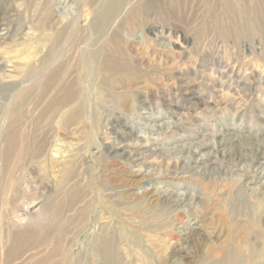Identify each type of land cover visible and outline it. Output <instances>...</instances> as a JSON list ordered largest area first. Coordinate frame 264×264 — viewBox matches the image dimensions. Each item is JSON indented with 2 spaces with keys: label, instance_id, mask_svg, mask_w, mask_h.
Here are the masks:
<instances>
[{
  "label": "rangeland",
  "instance_id": "1",
  "mask_svg": "<svg viewBox=\"0 0 264 264\" xmlns=\"http://www.w3.org/2000/svg\"><path fill=\"white\" fill-rule=\"evenodd\" d=\"M133 1L147 8L129 25L122 0L109 23L107 0H0V238L6 251L18 228L40 231L0 264H103V248L107 264H264V0ZM73 23L82 120L31 88L14 124L29 66ZM115 33L125 70L102 79L80 49ZM17 126L23 153L3 179ZM162 189L190 203L152 197Z\"/></svg>",
  "mask_w": 264,
  "mask_h": 264
},
{
  "label": "bare ground",
  "instance_id": "2",
  "mask_svg": "<svg viewBox=\"0 0 264 264\" xmlns=\"http://www.w3.org/2000/svg\"><path fill=\"white\" fill-rule=\"evenodd\" d=\"M118 1L119 0H107V2L105 3V6L101 10L102 23L104 21H106V23H109L113 19V16H115L113 15V12H112L113 10H114V13H117L119 11L118 9L121 8V5L119 8H117ZM122 1H123L122 6L123 4H126L127 2L132 3V7L130 9H125V11L127 10L125 21L129 25H133L137 16H139L142 10L146 9L147 6L145 5L139 8L135 6L136 1H133V0H122ZM52 21L54 22L55 19H52ZM72 25H73V29L72 27H70L71 24H69L67 27L61 30H58L55 33V36L52 37V41H51L52 44H50V46H48L47 49H45L43 52L44 58L42 62H40L39 71L36 69V67L32 65L29 66L31 68L27 73L28 75H31V77L30 79H28L27 85H25V87L23 85V88L26 89L28 86L30 85L31 86L27 92L23 91V93L20 94V91H19L16 94L14 100L12 101L14 105V109H15L14 112L12 113L14 124L19 125L21 122V119H22L21 116L23 114H21L22 111L20 110H21V107H23L25 103V98L27 99L28 96L33 94L31 93L32 91L31 88H37L39 90L38 94H40L38 97L41 100H45V103L49 102L48 104L49 106H47V108L50 111L55 110L58 106L60 105L62 106L63 104L66 106H70L73 103L74 99L76 98L77 96V93L75 90L76 83H75V80L72 74L74 72V66L77 62V58L70 52L71 49H68V48L74 47L76 45L75 50H78L77 49L78 33H77V28H75L74 26L75 24L73 23ZM121 25L122 23L119 26L121 27ZM119 42H120V38L115 33L113 35L111 34L108 38H106L103 48L100 50L98 49L96 52H94L96 50V47L94 45L93 47H91V49L89 48L80 49L81 57L84 58L86 56L89 59L88 61L90 62L89 66L90 65L95 66L94 70L96 74L98 75L97 77L99 78L101 77L102 79L103 78L110 79V78H113L116 74H118V72L125 70L122 67L117 66L118 67L117 68L116 65L114 64L115 60L113 58L114 56L112 54V51L113 50L114 52L117 51V48L115 47H117ZM89 66L88 65L84 66V69H86V67L88 68ZM32 73H34V76H32ZM19 98H23V99L21 100ZM40 107H41L40 105L37 106L36 110H38ZM68 113L69 115H67V118H66L67 122H72L75 120H82L83 108L82 107L80 108L79 105L76 107L72 106L70 112ZM19 131H20V126H17L16 130L13 131L11 135H9L5 141L4 152L2 155V168H1V173H2L1 178L3 179L5 176L4 172L7 169L11 170L12 165H14V163L17 161V159H19L20 155H22L23 153L22 151L23 149L21 148L22 144L20 142L21 131L20 133ZM37 144L36 146L40 148L41 144L39 143ZM117 148H118L117 146L116 147L113 146V147H110V150L111 152H113L117 150ZM138 173L140 172L138 171ZM147 181L150 182L151 180L147 179ZM150 188L151 187L147 189H150ZM151 193H153L152 197L154 196H167L170 198L175 197L173 200L176 202V204H179V206H186L188 203H190V197L189 198L187 197L188 193L186 192H173V191L169 192L168 189H162V190H156L155 192H151ZM193 229L200 230L201 228L198 224H196L194 225ZM39 232H40L39 229L34 224L26 225L23 228H18L16 231L12 233L10 237L11 245L9 248H7L6 251L4 249L5 242H6L5 237L4 236L1 237L0 238V255L4 253L6 254L5 256H8L10 258L13 257V255H15V253H17L20 249H22L23 246L33 245L36 242V240H38L37 237L39 235ZM101 242H103L102 243L103 247H105L106 242L105 241H101ZM37 246L39 247L40 245H37ZM31 249H33V247ZM103 254L105 257L103 258L104 259L103 264H107L110 257H109L108 251L105 248H103ZM18 259L12 260L13 264H19ZM47 260H49V258ZM47 260L46 259L41 260L37 264H47Z\"/></svg>",
  "mask_w": 264,
  "mask_h": 264
}]
</instances>
